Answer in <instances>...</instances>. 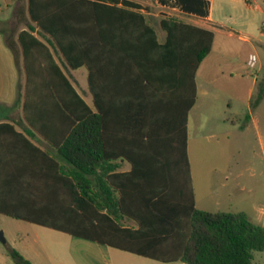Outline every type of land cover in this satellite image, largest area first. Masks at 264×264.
<instances>
[{
    "label": "trees",
    "instance_id": "1",
    "mask_svg": "<svg viewBox=\"0 0 264 264\" xmlns=\"http://www.w3.org/2000/svg\"><path fill=\"white\" fill-rule=\"evenodd\" d=\"M208 1H185L198 8L184 9L206 14ZM118 4L26 0L29 28L17 34L19 50L11 48L24 80V120L67 126L61 139L50 140L63 164L9 123H1L0 132L39 154L44 169L59 171L57 185L66 191L34 193L31 179L24 178L32 163L20 164L12 157L14 148L0 143V165L9 169L0 179V215L161 263L253 264V253L264 251V227L242 212L195 207L188 114L196 102V72L212 50L214 33L164 19L160 26L166 40L160 44L145 18L130 10L137 7ZM50 47L66 68L87 70L93 108ZM106 62L130 76L135 88L125 103L130 113L102 112L97 84ZM18 92L20 97L21 84ZM263 97L264 86L259 99ZM31 103H37L32 112ZM117 160L127 161L130 171L116 172ZM123 218L136 226H124ZM9 254L16 264H30L16 250Z\"/></svg>",
    "mask_w": 264,
    "mask_h": 264
},
{
    "label": "crops",
    "instance_id": "2",
    "mask_svg": "<svg viewBox=\"0 0 264 264\" xmlns=\"http://www.w3.org/2000/svg\"><path fill=\"white\" fill-rule=\"evenodd\" d=\"M185 1L190 0H118V6L123 7V2H128L131 5H134V7H137L131 8L130 10L141 14L145 18L148 25H150L155 30L157 34V41L160 44L164 43L166 40V32L162 30L160 26L161 21L164 19H177L179 21H183L185 23L210 30L214 33L215 37L217 30L224 29L222 23L218 22L216 18V8L219 7L220 9L222 6L229 7L233 11L234 15L232 14L228 17V19H232L231 27L227 28L228 34L232 37H237L241 41L249 42V36H246L243 33L244 27H251V21L249 19L248 12L251 11L252 13L264 14V6L254 0H209L208 10L206 14H200L194 10L184 9V6L186 5ZM186 7L192 9L198 8L194 4L189 6L186 5ZM25 13L27 15L26 0H16L14 17L12 21L14 25L7 31V33L0 32V124L9 123L14 127L16 132L25 136L26 139L30 141V143L39 148L41 151L47 153L50 157L58 161L60 164H63L62 158L59 156L56 148L50 143V140L58 141L59 139H61L66 133L67 126H62L61 124L53 122L28 123L24 120V104L22 98V86L24 84V80L23 77H20L18 73L14 54L11 48L19 50V45L17 43V34L20 31L27 30L29 28ZM50 49L54 56V59L60 66L63 73L72 83V85L75 87L84 101L93 108V98L89 90L87 70L85 68H81L82 71H79L81 69L70 70L66 68L56 49L54 47H50ZM114 65L115 63H113L112 65L108 62L101 64L100 76L97 84V93L99 95L100 104L102 106V112L111 116L131 112L130 105L125 107V103L128 100L129 101L127 103H130L133 94L132 91H134L135 89L134 86L131 85L129 74L125 73L126 70L119 69L118 67H113ZM201 65L202 62L199 65L195 77L196 102L188 114L187 151L190 139V116L191 112L198 104L199 96H201L202 99H208L211 97L215 98V96L211 94L205 87H202L201 91L199 90L197 77L201 70ZM78 71L80 72L79 75L81 77L78 76ZM221 71L222 67L219 66L218 72ZM240 77L247 78V80L249 81V84L245 87V103L249 105L253 97L256 82L260 77H262V70L260 68L257 69V71L253 73V76H250L251 78L249 76L242 75ZM20 84L21 95L19 97L18 89ZM36 104L37 103H31L29 105V109L31 112L34 107L37 106ZM248 111L249 116L247 117L244 130H249L251 127H254L256 133L258 135H261L262 127H259L260 124L255 116L256 111L254 112L250 107H248ZM206 121L207 119L204 117H202L198 121V132L203 131L204 126L206 125ZM233 126L235 127L234 124ZM262 126L264 127V124ZM111 133H115L113 125H111ZM215 136L216 135L213 134L212 136H210V138L214 139ZM22 142L23 141L21 139L13 137V135L11 137V135L6 133L5 131L0 132V143L11 145V147L14 148L12 150V157L14 159H17L20 164L25 162L32 163V166L34 167L33 170L25 173L24 178L29 177V179H31L29 181L34 193H36L37 195L65 193V187H60L59 185H57V183H59V177L61 176L59 171L44 169L41 156L31 151V149H29V147H27V145ZM116 163H118L119 165V168L116 170V172L118 173L129 172L131 169V165L127 161L117 160ZM253 165L254 164H252V162L250 161L246 165L244 171L231 172L228 175H225L224 178L220 177L218 179L216 178V173L211 174L209 172H200L199 176L195 179L191 169L196 209L211 213L242 212L246 214L254 224L264 227V207L260 206L259 208H257L253 203H251L252 196L254 194L260 193L264 196V187L259 188L257 186V183H259V176L257 175V172ZM6 169H8L7 166L4 167L0 165V179L5 177ZM37 202L39 204H42L44 201L39 199L37 200ZM121 223L126 227L136 226L135 222L127 218L121 219ZM28 224L42 227L32 223ZM78 240L86 241L83 239ZM93 244L99 246L100 248L94 249L96 252L98 251L97 255H100L99 259H103L105 255H109L108 249H113L101 246L96 243ZM22 255L21 256L30 264H35L31 262V258L26 254ZM97 255L96 258L98 257ZM97 261V263H99V260Z\"/></svg>",
    "mask_w": 264,
    "mask_h": 264
},
{
    "label": "rangeland",
    "instance_id": "3",
    "mask_svg": "<svg viewBox=\"0 0 264 264\" xmlns=\"http://www.w3.org/2000/svg\"><path fill=\"white\" fill-rule=\"evenodd\" d=\"M254 1L264 6V0ZM15 5L16 0H0V32L7 33L13 27ZM215 14L224 29L217 30L213 49L202 61L197 77L199 90L205 87L215 98L202 99L199 96L198 104L191 112L188 143L190 166L195 179L200 172L216 173L218 179L231 172L244 171L251 161L259 176L257 186L262 188L264 97L259 99V94L264 86V14L248 12L251 27H244L243 33L249 36V42L228 34L227 28L232 24V19L228 17L233 14L229 7H217ZM253 55L256 56L257 63L250 68L248 61ZM219 66L222 67L221 72H218ZM259 68L262 70V77L256 82L252 100L247 105L245 87L249 81L240 76H253ZM248 107L256 111L259 127H262L261 135L256 133L254 127L244 130L249 116ZM202 117L207 119L206 125L203 131L198 132V121ZM213 134L216 135L214 139L210 138ZM251 203L257 208L264 207V196L254 194ZM0 232L6 241L0 242V264H16L9 254L10 250L26 254L35 264H181L161 263L114 249H108L109 255L99 259L100 255L94 249L100 248L93 243L3 215H0ZM252 262L264 264V251L253 253Z\"/></svg>",
    "mask_w": 264,
    "mask_h": 264
},
{
    "label": "built area",
    "instance_id": "4",
    "mask_svg": "<svg viewBox=\"0 0 264 264\" xmlns=\"http://www.w3.org/2000/svg\"><path fill=\"white\" fill-rule=\"evenodd\" d=\"M256 63H257V58H256V56L253 55L251 57V59L248 61V65H249V67H253L256 65Z\"/></svg>",
    "mask_w": 264,
    "mask_h": 264
},
{
    "label": "water",
    "instance_id": "5",
    "mask_svg": "<svg viewBox=\"0 0 264 264\" xmlns=\"http://www.w3.org/2000/svg\"><path fill=\"white\" fill-rule=\"evenodd\" d=\"M0 242L1 243H5L6 242L2 232H0Z\"/></svg>",
    "mask_w": 264,
    "mask_h": 264
}]
</instances>
